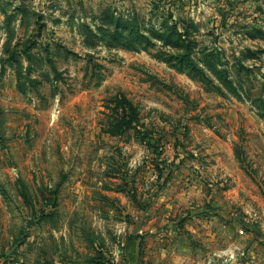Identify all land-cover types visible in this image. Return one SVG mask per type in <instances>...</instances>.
<instances>
[{
  "label": "rangeland",
  "instance_id": "obj_1",
  "mask_svg": "<svg viewBox=\"0 0 264 264\" xmlns=\"http://www.w3.org/2000/svg\"><path fill=\"white\" fill-rule=\"evenodd\" d=\"M0 264H264V0H0Z\"/></svg>",
  "mask_w": 264,
  "mask_h": 264
},
{
  "label": "water",
  "instance_id": "obj_2",
  "mask_svg": "<svg viewBox=\"0 0 264 264\" xmlns=\"http://www.w3.org/2000/svg\"><path fill=\"white\" fill-rule=\"evenodd\" d=\"M30 224V223H29Z\"/></svg>",
  "mask_w": 264,
  "mask_h": 264
}]
</instances>
